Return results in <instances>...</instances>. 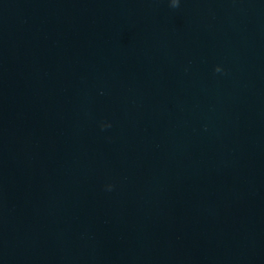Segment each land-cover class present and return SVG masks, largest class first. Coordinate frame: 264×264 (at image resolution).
I'll return each instance as SVG.
<instances>
[{
  "label": "water",
  "instance_id": "water-1",
  "mask_svg": "<svg viewBox=\"0 0 264 264\" xmlns=\"http://www.w3.org/2000/svg\"><path fill=\"white\" fill-rule=\"evenodd\" d=\"M0 264H264V0H0Z\"/></svg>",
  "mask_w": 264,
  "mask_h": 264
},
{
  "label": "clouds",
  "instance_id": "clouds-1",
  "mask_svg": "<svg viewBox=\"0 0 264 264\" xmlns=\"http://www.w3.org/2000/svg\"><path fill=\"white\" fill-rule=\"evenodd\" d=\"M171 6H172L173 8L178 7V6H179V0H171ZM215 71H216V72H220V71H221V68H220V67H217V68L215 69Z\"/></svg>",
  "mask_w": 264,
  "mask_h": 264
}]
</instances>
